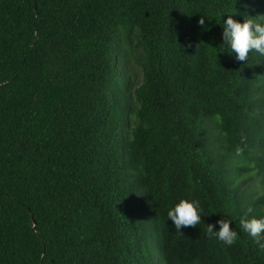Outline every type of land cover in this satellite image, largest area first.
<instances>
[{
	"label": "trees",
	"instance_id": "obj_1",
	"mask_svg": "<svg viewBox=\"0 0 264 264\" xmlns=\"http://www.w3.org/2000/svg\"><path fill=\"white\" fill-rule=\"evenodd\" d=\"M229 15L264 0H0V264H264V55L222 47Z\"/></svg>",
	"mask_w": 264,
	"mask_h": 264
},
{
	"label": "clouds",
	"instance_id": "obj_2",
	"mask_svg": "<svg viewBox=\"0 0 264 264\" xmlns=\"http://www.w3.org/2000/svg\"><path fill=\"white\" fill-rule=\"evenodd\" d=\"M235 14V13H234ZM233 14V15H234ZM233 15L227 16L223 21L222 39L224 46L231 49L235 53L238 61H247L250 52L255 51L260 55H264V24L258 23L256 19L245 17V21L240 23L233 19ZM198 24L203 27L205 25V18L201 16ZM191 47V44L188 45ZM241 145L235 149L237 157L243 156L246 147V137L241 138ZM201 208L197 200L188 201L186 199L180 200L175 207L167 213L168 220L174 223L176 232L183 235L182 228L192 227L195 228L201 223ZM252 212V208L248 209V213ZM219 230L214 231L215 225L208 224L206 233L209 239H217L224 245L231 247L238 238L237 231L233 230L231 222L226 219L217 221ZM240 226L253 241L261 248L264 249V218L245 217L241 218Z\"/></svg>",
	"mask_w": 264,
	"mask_h": 264
},
{
	"label": "rangeland",
	"instance_id": "obj_3",
	"mask_svg": "<svg viewBox=\"0 0 264 264\" xmlns=\"http://www.w3.org/2000/svg\"><path fill=\"white\" fill-rule=\"evenodd\" d=\"M135 58L136 56L128 54L127 61L123 64L124 76L133 87H137L141 83V72L136 65Z\"/></svg>",
	"mask_w": 264,
	"mask_h": 264
}]
</instances>
